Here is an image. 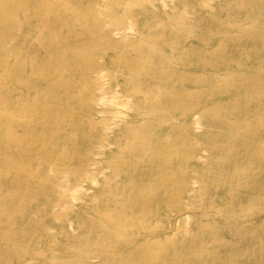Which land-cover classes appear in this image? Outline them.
<instances>
[{"label":"rangeland","instance_id":"1","mask_svg":"<svg viewBox=\"0 0 264 264\" xmlns=\"http://www.w3.org/2000/svg\"><path fill=\"white\" fill-rule=\"evenodd\" d=\"M130 1L0 0V264H264V0Z\"/></svg>","mask_w":264,"mask_h":264},{"label":"bare ground","instance_id":"2","mask_svg":"<svg viewBox=\"0 0 264 264\" xmlns=\"http://www.w3.org/2000/svg\"><path fill=\"white\" fill-rule=\"evenodd\" d=\"M130 1V0H129ZM136 1H138V0H136ZM149 1V0H148ZM126 2V1H125ZM125 2H123V3H125ZM131 2V1H130ZM164 2V1H163ZM127 3V2H126ZM130 4V3H129ZM214 9V8H213ZM114 21H115V23H117V24H128V20H127V18H126V16H125V12L124 13H121V14H119V15H116L115 17H114ZM129 25V24H128ZM130 26V25H129ZM129 28V27H128ZM131 28V27H130ZM129 28V29H130ZM126 29H127V27H126ZM117 30V29H116ZM120 31V30H119ZM157 53V54H160V52L159 51H152L151 53ZM161 55V54H160ZM102 72V71H101ZM115 91V90H114ZM107 95V94H106ZM114 95V94H113ZM102 96H103V94H102ZM101 97V96H100ZM112 97V96H111ZM107 98V97H106ZM105 98V99H106ZM109 98V97H108ZM114 98V97H113ZM102 100V99H101ZM101 100H99L98 99V101H100V102H102V103H104L103 101H101ZM107 101V100H106ZM110 102H114L113 100L112 101H110ZM104 105V104H103ZM120 105V104H119ZM117 106V105H116ZM116 110V109H115ZM100 147V146H99ZM87 174H88V172H87ZM91 178V177H90ZM75 186V185H74ZM73 192V191H72ZM74 194V193H73ZM71 197H75V195H73V196H71ZM61 208H62V206H61ZM82 262V261H81ZM84 262V261H83ZM79 264H80V262H78Z\"/></svg>","mask_w":264,"mask_h":264}]
</instances>
